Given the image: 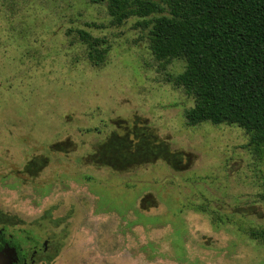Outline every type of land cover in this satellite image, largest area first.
<instances>
[{
  "label": "rangeland",
  "instance_id": "rangeland-1",
  "mask_svg": "<svg viewBox=\"0 0 264 264\" xmlns=\"http://www.w3.org/2000/svg\"><path fill=\"white\" fill-rule=\"evenodd\" d=\"M140 20L0 0V226L57 238L47 264H264V152L187 125L194 100L168 82L184 62L158 60ZM79 30L106 41L100 65Z\"/></svg>",
  "mask_w": 264,
  "mask_h": 264
},
{
  "label": "trees",
  "instance_id": "trees-1",
  "mask_svg": "<svg viewBox=\"0 0 264 264\" xmlns=\"http://www.w3.org/2000/svg\"><path fill=\"white\" fill-rule=\"evenodd\" d=\"M91 1L107 7L114 25L132 17L141 19L137 25L148 30V45L158 60L184 62V70L169 75L168 82L194 100L185 113L187 125L238 126L249 138L246 147L251 154L262 158L264 0ZM78 35L88 59L96 66L104 62L109 50L106 41L84 30ZM112 146L107 147V151L114 149L109 156L127 158L129 148ZM110 163L115 162L106 165ZM248 235L264 244V230L251 229Z\"/></svg>",
  "mask_w": 264,
  "mask_h": 264
},
{
  "label": "flooded vegetation",
  "instance_id": "flooded-vegetation-1",
  "mask_svg": "<svg viewBox=\"0 0 264 264\" xmlns=\"http://www.w3.org/2000/svg\"><path fill=\"white\" fill-rule=\"evenodd\" d=\"M57 238L23 228L0 226V253L12 251L13 264H47L56 253Z\"/></svg>",
  "mask_w": 264,
  "mask_h": 264
},
{
  "label": "water",
  "instance_id": "water-1",
  "mask_svg": "<svg viewBox=\"0 0 264 264\" xmlns=\"http://www.w3.org/2000/svg\"><path fill=\"white\" fill-rule=\"evenodd\" d=\"M14 253L12 251L0 253V264H13Z\"/></svg>",
  "mask_w": 264,
  "mask_h": 264
}]
</instances>
